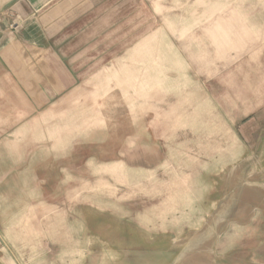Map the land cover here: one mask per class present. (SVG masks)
Instances as JSON below:
<instances>
[{
    "label": "rangeland",
    "instance_id": "rangeland-1",
    "mask_svg": "<svg viewBox=\"0 0 264 264\" xmlns=\"http://www.w3.org/2000/svg\"><path fill=\"white\" fill-rule=\"evenodd\" d=\"M92 2L54 45L74 87L37 106L38 182L0 150V264L264 261V0Z\"/></svg>",
    "mask_w": 264,
    "mask_h": 264
},
{
    "label": "crops",
    "instance_id": "crops-1",
    "mask_svg": "<svg viewBox=\"0 0 264 264\" xmlns=\"http://www.w3.org/2000/svg\"><path fill=\"white\" fill-rule=\"evenodd\" d=\"M92 1L0 0V59L5 65L0 79V103L7 106L0 111V150L7 161L4 175L10 178L11 169H17L18 183L24 186L28 182L37 183L39 179L38 169L44 156L37 144L42 142L43 121L58 116L53 110L43 112L37 106L51 101L54 96L70 93L74 87L62 60L64 53L54 45L59 43L58 36L67 25L90 10ZM7 12L14 13L13 18H8ZM32 65L38 68L32 71L35 74L28 76ZM15 72H19V78L11 79L10 74ZM66 99L73 100V97ZM48 155L47 158L58 161V149L52 148ZM162 169L165 172V165ZM156 173L159 172L146 170L153 187L165 182H161ZM164 206L163 202L158 210ZM252 263L264 264V261Z\"/></svg>",
    "mask_w": 264,
    "mask_h": 264
}]
</instances>
